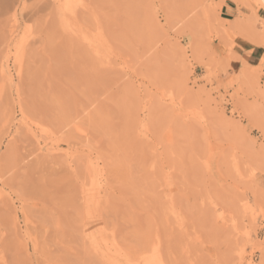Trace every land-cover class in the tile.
I'll return each instance as SVG.
<instances>
[{
  "label": "rangeland",
  "instance_id": "obj_1",
  "mask_svg": "<svg viewBox=\"0 0 264 264\" xmlns=\"http://www.w3.org/2000/svg\"><path fill=\"white\" fill-rule=\"evenodd\" d=\"M223 1L0 0V264H264V0Z\"/></svg>",
  "mask_w": 264,
  "mask_h": 264
},
{
  "label": "crops",
  "instance_id": "obj_2",
  "mask_svg": "<svg viewBox=\"0 0 264 264\" xmlns=\"http://www.w3.org/2000/svg\"><path fill=\"white\" fill-rule=\"evenodd\" d=\"M235 6L232 0H224L221 5L222 13L234 15L235 13ZM227 19V18H226ZM243 54L246 55L247 63L249 65H258L262 54H263V47L261 45H250L248 47V52H244Z\"/></svg>",
  "mask_w": 264,
  "mask_h": 264
},
{
  "label": "bare ground",
  "instance_id": "obj_3",
  "mask_svg": "<svg viewBox=\"0 0 264 264\" xmlns=\"http://www.w3.org/2000/svg\"><path fill=\"white\" fill-rule=\"evenodd\" d=\"M7 1H8V0H5V2H6L5 5L7 4ZM6 6H7V5H6ZM237 19H239V18H237ZM234 20H235V19H234ZM238 21H239V20H238ZM235 22H236V21H234V23H235ZM232 23H233V21H232ZM236 23H237V22H236ZM230 25H231V24H230ZM234 26H235V25H233V27H234ZM234 28H235V27H234ZM232 29H233V28H232ZM234 30H235V29H234ZM237 32H238V31H237ZM240 32H241V31H240ZM238 33H239V32H238ZM241 33H242V32H241ZM11 34L13 35V33H11ZM251 37H252V36H251ZM253 38H254V37H253ZM249 40H250V39H249ZM251 43H254V45H256V44H259L260 41H259V40H254V39H253V42L251 41ZM7 44H8V43H7ZM7 47H8V46H7ZM7 47L5 48L6 50H7ZM17 47L20 48V45L17 46ZM19 48H18V49H19ZM18 49H17V50H18ZM8 51H9V50H8ZM19 51H20V50H19ZM14 52H16V54L20 53V52H18V51H14ZM17 52H18V53H17ZM4 54H5V53H4ZM18 55L20 56V54H18ZM18 55H17V56H18ZM11 56H12V55H11ZM17 56H15V58H16ZM16 59H17V61L19 62L20 59H19V58H16ZM2 68H3V67H2ZM2 70H3V69H2ZM10 73H11V72H10ZM4 76H6V75H4ZM6 77H7V76H6ZM92 192H93V191H91L90 193H92ZM90 193H89V194H90ZM92 195H93V193H92ZM94 195H95V194H94ZM88 196H89V195H88ZM90 196H91V194H90ZM95 196H96V195H95ZM88 198H89V197H88ZM91 198H92V196H91ZM93 198H94V196H93ZM96 198H97V197H95L94 199L96 200ZM95 200H94V201H95ZM97 200H98V199H97ZM97 200H96V201H97ZM92 202H93V199H92ZM93 203H94V202H93ZM96 203H97V202H96ZM94 242H95V241H94ZM96 243H97V242H96ZM96 243H95V244H96ZM96 245H98V244H96ZM109 253H111V252H109ZM113 254H114V253H113ZM108 259H109V258H108ZM160 260H161V259H160ZM160 260L158 259V255H157V257H156L155 254H154L153 257L151 256V258L149 257V258L145 259V264H161V263H160ZM110 262H111V261H110ZM113 262H114V261H113ZM113 262H112V263H113Z\"/></svg>",
  "mask_w": 264,
  "mask_h": 264
}]
</instances>
